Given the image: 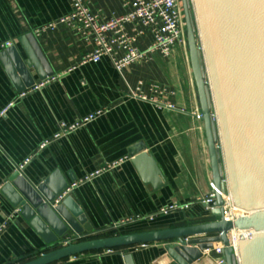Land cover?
<instances>
[{
  "label": "crops",
  "instance_id": "0c3cea01",
  "mask_svg": "<svg viewBox=\"0 0 264 264\" xmlns=\"http://www.w3.org/2000/svg\"><path fill=\"white\" fill-rule=\"evenodd\" d=\"M133 1L89 0V5L92 11L111 18L125 14V6ZM72 10V0H0V54L11 42L10 48H16L27 60L19 40L33 34L53 73L41 81L31 70L35 85L19 92L0 60V113L7 110L0 118V264H23L56 249L50 248L21 215L10 191L5 190L17 166L27 159L31 161L21 174L31 184L37 186L59 173V180L67 183L63 193L103 166L123 160L116 170L70 193L92 228L84 234L110 230L127 219L134 221L99 238L218 220L199 201L215 189L204 123L197 119L201 109L189 54L175 49L168 58L155 56L148 64L132 65L123 75L106 57L98 64H82L94 47L67 26L59 24L55 30L35 34ZM140 46L145 48L147 42ZM140 84L147 101L129 96L128 88L136 89ZM157 87L165 90V97L154 93ZM163 103L173 109L162 107ZM100 110L106 114L75 133L53 140L61 123L73 125ZM45 141L51 144L41 150ZM138 156L158 173L160 189L143 181L133 163ZM185 205L190 207L167 211ZM166 245L152 243L88 253L55 264H127L128 255L133 264H174L162 249ZM219 246L214 244V248ZM203 255L205 260L199 264H215L214 254Z\"/></svg>",
  "mask_w": 264,
  "mask_h": 264
},
{
  "label": "water",
  "instance_id": "95a60500",
  "mask_svg": "<svg viewBox=\"0 0 264 264\" xmlns=\"http://www.w3.org/2000/svg\"><path fill=\"white\" fill-rule=\"evenodd\" d=\"M188 53L204 123L215 202L212 223L166 231L93 239L62 248L68 237L92 232L71 194L56 203L67 187L59 173L35 186L16 171L7 188L21 215L56 248L23 264H55L88 253L167 243L162 249L174 264H199L214 244L223 246L222 264H264V0H182ZM27 60L16 48L0 54L19 92L32 88L35 70L41 81L53 77L33 34L19 40ZM46 73L42 74V69ZM145 183L161 188L158 173L143 156L133 160ZM155 187V186H154ZM247 213L225 220V201ZM233 231L253 232L233 248ZM190 240L192 237H207ZM133 264L132 256L125 258Z\"/></svg>",
  "mask_w": 264,
  "mask_h": 264
},
{
  "label": "built area",
  "instance_id": "2783aa9c",
  "mask_svg": "<svg viewBox=\"0 0 264 264\" xmlns=\"http://www.w3.org/2000/svg\"><path fill=\"white\" fill-rule=\"evenodd\" d=\"M89 0H72L73 10L67 17L61 19L58 23L51 24L42 30L35 32L36 36L42 33L55 30L59 24L67 26L73 33L82 37L86 42L93 45L94 51L83 58L82 64H98L103 58H108L114 65L115 70L123 75L124 71L132 65H144L151 62L155 56L168 58L174 52L176 47L186 50L188 48L186 22L184 15V8L182 0H134L125 6L126 12L119 17L107 18L99 12H94L90 8ZM147 42V46L142 48L140 43ZM13 47V43L8 42L4 48ZM129 96L133 98H140L147 101V98L141 95V84L136 89L128 88ZM155 94L161 98L165 97V90L156 88ZM22 97L25 94L21 95ZM162 107L173 109V106L162 104ZM7 110L0 113V118L4 117ZM106 112L100 110L94 114L85 117L81 122L67 125L61 123L59 131L54 136L53 140H59L79 129L86 127L96 119L104 116ZM197 119L202 120V114H197ZM51 144L50 141H45L40 149L43 150ZM31 159H27L22 165L17 166V171L21 172L23 168L30 163ZM123 160L108 164L97 170L94 174L86 177L83 180L75 182L68 188L57 200L60 201L64 196L70 194L79 186L91 182L94 178L106 173L116 170ZM228 195V194H227ZM225 196V195H224ZM225 220L235 222L239 217H230L227 210V202L225 197ZM229 196V195H228ZM203 203L208 211H212V205L215 202V192L206 199L199 200ZM190 206L182 207L172 206L167 211H175L178 209H188ZM163 210L162 212H165ZM20 212V211H19ZM140 218H137L139 220ZM153 219L152 217L150 218ZM134 221L133 219L122 220L120 223L114 224L110 230H119L122 225ZM83 234L75 237H68L62 243V248L70 244H76L93 239H98L106 232ZM239 233L238 240L242 238L248 239L245 235L252 233ZM232 232V233H233ZM231 235V233H230ZM229 241L233 248H236L230 239ZM223 246L214 248L213 250L205 251L206 256L214 254L217 258H221ZM110 252V251H105ZM220 260L217 264H222Z\"/></svg>",
  "mask_w": 264,
  "mask_h": 264
},
{
  "label": "bare ground",
  "instance_id": "6f19581e",
  "mask_svg": "<svg viewBox=\"0 0 264 264\" xmlns=\"http://www.w3.org/2000/svg\"><path fill=\"white\" fill-rule=\"evenodd\" d=\"M224 197H225L226 202H227V210H228V215H229L230 217H232V216L236 217V216H237V217L240 218V217L247 216V213H246V212H244V211L238 209L236 206H234V204H233L232 199H231L230 196L225 195ZM250 233H252V235H254L253 232H250ZM238 235H239V233H237V232H233V233H231V235H230V239H231V241L233 242V244L235 245L236 249L238 248V243H239ZM245 236L248 238L247 240L250 239V238L248 237L249 234H246ZM216 245H217V244H216ZM218 245H219V244H218Z\"/></svg>",
  "mask_w": 264,
  "mask_h": 264
},
{
  "label": "rangeland",
  "instance_id": "374dc122",
  "mask_svg": "<svg viewBox=\"0 0 264 264\" xmlns=\"http://www.w3.org/2000/svg\"><path fill=\"white\" fill-rule=\"evenodd\" d=\"M176 49H179V47H176ZM184 51H185V53L189 54L188 53V48L186 50H184Z\"/></svg>",
  "mask_w": 264,
  "mask_h": 264
}]
</instances>
